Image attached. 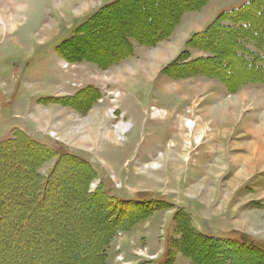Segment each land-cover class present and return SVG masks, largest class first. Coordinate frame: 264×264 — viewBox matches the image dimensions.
<instances>
[{
    "label": "rangeland",
    "instance_id": "obj_1",
    "mask_svg": "<svg viewBox=\"0 0 264 264\" xmlns=\"http://www.w3.org/2000/svg\"><path fill=\"white\" fill-rule=\"evenodd\" d=\"M114 1L0 0V142L22 132L57 156L88 164L94 172L90 192L99 189L107 198L141 200L159 209L114 236L105 264H193L177 247L181 239L177 221L184 219L178 213L189 218V227L204 238L230 245L248 236L264 245V82L235 80L242 74V62L228 50L218 51V61L195 63L217 53L188 46V39L201 32H196L201 24L181 35L174 36L173 31L153 45L132 40V53L106 67L81 60L71 48L73 38ZM246 1L210 0L208 6L229 11ZM158 2L106 13L96 24L105 27L110 44L89 49L87 57L123 51L125 29L161 32L172 1ZM223 39L209 37L210 44L220 45ZM209 67L213 72L203 74ZM97 115L100 125L94 120ZM120 125H125L124 133L115 132ZM253 146L259 162L254 161ZM14 148L17 145L2 152ZM20 155L24 160L18 161L22 171L15 183L26 188L34 159ZM57 156L42 163L37 173L47 177ZM14 166V159L0 165V178ZM59 169L54 180L57 191L63 187L80 191L78 167L64 160ZM4 191H11V186ZM66 196V205L75 203L74 197ZM79 213L87 218L89 211ZM40 221L44 222L33 218L31 224ZM70 226L69 222L64 229ZM79 227L92 237L89 224ZM88 241L77 243L91 246ZM194 253L205 262L222 258L221 264L232 257L219 250ZM237 263L264 264V260L250 256Z\"/></svg>",
    "mask_w": 264,
    "mask_h": 264
},
{
    "label": "trees",
    "instance_id": "obj_2",
    "mask_svg": "<svg viewBox=\"0 0 264 264\" xmlns=\"http://www.w3.org/2000/svg\"><path fill=\"white\" fill-rule=\"evenodd\" d=\"M158 1L116 0L106 5L78 31L76 37L73 38L75 43L71 48L77 52L76 54L81 60H87L96 63L100 67H106L132 53V40L145 46L165 40L179 25L181 16L184 13L200 11L209 2V0H170L172 1L171 10L164 14L166 21L161 32L152 34L142 29H125L120 45L124 49L123 51L87 57L89 56L87 53L89 49H103L110 44V40L105 39V35H107L105 27L96 24L97 21L107 17L106 13L115 11L118 8L119 10L124 9L130 5L144 7L145 4L152 3V5L157 6ZM143 10L146 13L147 10ZM104 14L105 16H103ZM170 19L172 22L169 23L168 20ZM166 24L167 27H165ZM97 33L101 34L102 39L101 37L97 39ZM212 35H220L225 39H223L224 41L220 40V45L210 44L209 37ZM71 42L66 43L70 45ZM106 42H109V44ZM187 44L200 50L209 49L212 52H217L216 54L211 53V59H204L205 62L200 59L194 61L195 63L203 62L202 64H205L212 59L218 61L220 60L218 51L228 50L232 57L242 62L240 67L246 72L248 70V75L242 83L264 82V0H247L238 8L221 12L203 31L188 39ZM63 47H59L61 54H63ZM67 59L71 62L74 60L70 57ZM231 68L237 70L233 63ZM205 69L206 71L202 72L203 74L213 72L210 67ZM16 145L17 148H14L13 151L2 152L4 149H11ZM23 145L31 149L28 151L23 148L25 147ZM0 150V165L15 160L13 171L9 175L0 178V255H2L0 264H9V262L10 264H45L47 260V264H105L106 250L114 236L119 232L130 230L138 222L151 215L152 212L159 210L141 200L124 201L114 197L107 198L99 189L90 192L88 189L89 182L94 178V172L88 164L74 157L57 156L54 150L30 140L22 132H18L8 141L0 142ZM21 153L34 159L28 169L29 174L25 183L27 182L29 186H26V188L22 184L17 186V183H15L17 180L15 177L22 171L18 162L24 160V158H21ZM56 156L57 160L48 176H40L37 173V168ZM64 160L71 161L78 167V174L82 176L80 191L71 187H63L57 191L58 186L54 180ZM9 186H11V191L5 192L4 190L9 189ZM26 192L28 193L27 199L25 198ZM53 194L56 196L53 197ZM69 194L72 198L74 197L75 203L66 205L64 199ZM58 205L62 206L58 207ZM57 209H59L58 212H56ZM84 210L89 211L87 218L79 213H84ZM177 216L184 218L183 221H177V229L181 235L177 247L180 252L191 258L193 264H221L219 260L222 259L205 262L194 253L195 250L202 251L206 253L205 255L218 250L223 254L226 252L227 255H232L226 264H238L237 262L241 257L250 256L264 260V245L262 243H256L248 236L241 237L239 241L241 243L233 241V244L230 245L225 244L223 240L210 236L204 238L194 233L192 228L189 227V218L182 213H178ZM33 218L36 220L39 218L44 222L40 221V223L32 225L31 220ZM56 221H58L57 224ZM69 222L70 228L64 229ZM79 223L89 224L92 227L91 238L84 235V230L80 229ZM45 224L48 225V228H45ZM72 224L74 225L72 226ZM44 228L46 230H43ZM83 239H87V242H89V239L92 245L90 246V242L87 243L86 247L78 245L77 242L83 241ZM45 253L47 254L46 260L42 258Z\"/></svg>",
    "mask_w": 264,
    "mask_h": 264
},
{
    "label": "crops",
    "instance_id": "obj_3",
    "mask_svg": "<svg viewBox=\"0 0 264 264\" xmlns=\"http://www.w3.org/2000/svg\"><path fill=\"white\" fill-rule=\"evenodd\" d=\"M210 2V0H209ZM209 2L208 4L203 7L200 11L198 12H194V13H184L182 16H181V19H180V23L179 25L175 28L174 32H173V35L175 36V34H184L186 33V30L188 28H190L191 26H194V25H199L201 24L200 28L196 31H202V29L207 26L208 24H210L212 22V20L214 19V17L218 14H220L221 12H224V11H217L213 8H210L209 9ZM232 10V9H231ZM187 28V29H186ZM172 35V36H173ZM190 35V34H189ZM188 35V36H189ZM173 38V37H172ZM175 38V37H174ZM188 38V37H187ZM186 38V39H187ZM172 41V40H170ZM170 45V44H169Z\"/></svg>",
    "mask_w": 264,
    "mask_h": 264
},
{
    "label": "bare ground",
    "instance_id": "obj_4",
    "mask_svg": "<svg viewBox=\"0 0 264 264\" xmlns=\"http://www.w3.org/2000/svg\"><path fill=\"white\" fill-rule=\"evenodd\" d=\"M248 15V14H247ZM14 21V20H13ZM169 23L170 22H172L171 21V19L168 21ZM7 23V22H6ZM4 26H5V24H3ZM10 25H12V24H10ZM167 27V26H166ZM239 68V67H238ZM242 71V74H240V75H237L234 79L235 80H237V79H241L242 80V82L244 81L243 79H245L244 77H246V71L244 70V69H242L241 70ZM243 78V79H242ZM235 82V81H234ZM241 82V81H240ZM231 84H232V82H231ZM240 84V83H239ZM235 87V86H234ZM165 115V114H164ZM166 117H167V115H166ZM168 119V118H167ZM94 120H95V123L98 125L99 124V122H100V115L98 116H96L95 118H94ZM179 120H180V118H179ZM93 121V120H92ZM91 122V121H90ZM183 122V121H182ZM91 124V123H90ZM100 125V124H99ZM93 126V128L94 127H96V126H94V125H92ZM189 127H190V129H192V127H193V125H192V123H189ZM196 127H197V125L195 124L194 125V127H193V131H194V129H196ZM199 128H200V125L198 126ZM125 129H126V127H125V125H120V126H117L116 127V131L115 132H119V133H124V131H125ZM197 130V129H196ZM112 137V134L110 133V132H107L106 133V138H111ZM253 150H254V161H258L259 162V160L261 161V159H260V157H258V152L259 151H256L257 150V148L255 147V146H253ZM252 157V158H253ZM264 160V159H263Z\"/></svg>",
    "mask_w": 264,
    "mask_h": 264
}]
</instances>
